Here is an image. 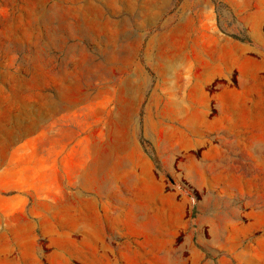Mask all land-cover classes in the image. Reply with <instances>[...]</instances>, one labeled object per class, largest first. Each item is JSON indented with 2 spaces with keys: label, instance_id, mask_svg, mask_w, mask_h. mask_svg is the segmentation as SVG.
Listing matches in <instances>:
<instances>
[{
  "label": "rangeland",
  "instance_id": "374dc122",
  "mask_svg": "<svg viewBox=\"0 0 264 264\" xmlns=\"http://www.w3.org/2000/svg\"><path fill=\"white\" fill-rule=\"evenodd\" d=\"M0 264H264V0H0Z\"/></svg>",
  "mask_w": 264,
  "mask_h": 264
},
{
  "label": "crops",
  "instance_id": "0c3cea01",
  "mask_svg": "<svg viewBox=\"0 0 264 264\" xmlns=\"http://www.w3.org/2000/svg\"><path fill=\"white\" fill-rule=\"evenodd\" d=\"M85 175H87V170L83 169L82 172H81V177H84ZM82 183L85 184V180H84V179H83V182H82ZM87 183H88V181H87ZM97 183L100 184L99 180L97 181ZM78 219H79L78 216H73V217L70 219V223H72V224H76V223H78ZM82 219H83V218H82ZM83 220H84V219H83ZM96 220H97V221H100V218L97 217ZM102 220H103V218H102ZM100 236L103 237V234H101ZM125 254H126V252H125L124 250H122V251L120 250V251H119V255H120V256L125 257ZM127 254H128V255H131L130 251H128ZM132 254H133V253H132Z\"/></svg>",
  "mask_w": 264,
  "mask_h": 264
}]
</instances>
